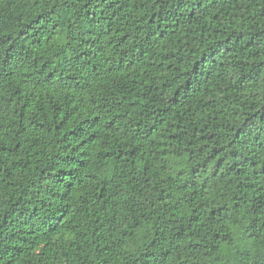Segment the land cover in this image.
<instances>
[{
	"label": "trees",
	"instance_id": "trees-1",
	"mask_svg": "<svg viewBox=\"0 0 264 264\" xmlns=\"http://www.w3.org/2000/svg\"><path fill=\"white\" fill-rule=\"evenodd\" d=\"M0 264H264V0H0Z\"/></svg>",
	"mask_w": 264,
	"mask_h": 264
}]
</instances>
